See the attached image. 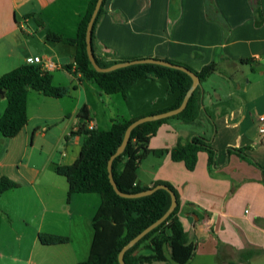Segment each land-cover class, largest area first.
I'll list each match as a JSON object with an SVG mask.
<instances>
[{
    "label": "crops",
    "instance_id": "crops-1",
    "mask_svg": "<svg viewBox=\"0 0 264 264\" xmlns=\"http://www.w3.org/2000/svg\"><path fill=\"white\" fill-rule=\"evenodd\" d=\"M90 1L0 0V77L39 56L56 63L57 67L50 70L53 83L71 86L75 99L71 119L65 117L70 113L62 110L55 115L42 111V105L53 108L59 102L41 92L32 95L40 104L31 111L29 88L27 124L13 137L0 132V178L6 176L18 183L0 194V246L14 249L26 245L29 231L32 246L27 259L8 251L0 264H43L47 259L34 253L47 246L38 237L44 230L43 212L29 215L27 202L21 200L24 193L18 189L29 184L45 189L50 178L48 185L54 187L55 182V189L68 191L65 177L66 188L58 185L63 180L56 167L73 163L85 139V135L71 133L81 122L72 112L78 114L86 104L89 126L109 129L114 121L146 116L178 100L179 92L170 93L166 79L145 77L128 89L126 97L121 94L128 105L124 112H106L113 102L111 95L117 93H105L93 79L76 72L75 44L47 37V31L53 30L75 38ZM257 8L263 17L260 24ZM93 49L102 62L154 57L179 61L195 70L212 62L218 64L217 70L202 81L197 120L187 123L170 118L149 140L151 149H171L179 141L203 136L216 150L215 163L209 164V154L204 150L198 152L193 170L183 161L172 160L170 153H150L140 163L136 182L153 187L165 181L176 189L178 215L195 248L187 264H264V174L259 166H264V134L258 121L264 112V0H106L95 27ZM68 64L71 69H67ZM57 76L67 84L55 81ZM6 106L7 99L1 97L0 116ZM42 117L50 122L40 129L38 120ZM195 123L207 124L208 129L195 128ZM50 134L52 139H48ZM54 137V145L61 150L52 153ZM228 148H242L259 165L243 153L228 152ZM46 164L56 176L46 172ZM67 197L71 203V237L62 244L80 245L82 257L75 261L77 264L89 256L93 231L88 226L102 196L67 192ZM60 212L66 217L61 209L55 210V224H59ZM1 213L9 215V222ZM45 232L67 234L51 228ZM142 253L151 251L144 248ZM145 264L177 263L167 255L166 260Z\"/></svg>",
    "mask_w": 264,
    "mask_h": 264
},
{
    "label": "trees",
    "instance_id": "trees-1",
    "mask_svg": "<svg viewBox=\"0 0 264 264\" xmlns=\"http://www.w3.org/2000/svg\"><path fill=\"white\" fill-rule=\"evenodd\" d=\"M96 1L89 2L75 38L65 37L53 30L47 31V37L53 41L75 44L76 72L93 79L105 93H121L126 97L128 89L139 79L161 78L168 81V91L170 93L179 92V97L172 106L149 114L178 107L192 84L191 76L182 70L152 63L133 64L108 72H100L94 68L87 55L85 35ZM105 1L103 0L93 25L92 47L95 27L104 13ZM257 15V23L260 24L263 21L260 8H257ZM95 58L97 63L103 67L118 62H102L96 56ZM132 59L135 58L125 60ZM168 61L183 65L193 71L199 76L200 85L196 87L186 107L180 113L158 120L146 121L132 130L124 151L116 156L112 163L114 180L118 188L126 193H136L150 188L136 182L140 163L150 153L158 155L170 153L172 160L183 161L189 170H193L197 163L198 152L204 150L209 154V164L215 163L216 150L203 136L194 135L185 143L179 141L171 149L149 148L150 138L168 119L179 118L187 123L197 120L202 105V81L213 74L218 66L216 62H212L201 70H195L185 63ZM66 67L71 69L72 65L68 64ZM29 88L56 98L63 97L70 92L69 86L54 84L50 71L44 70L36 63H25L3 74L0 77V98L7 99V106L0 116V132L4 137L17 135L27 124V91ZM77 116L81 121L80 125L71 133L85 135L80 153L73 163L57 166L56 172L67 179L69 195L71 193H98L102 196V203L92 219L93 238L89 256L77 264H121L119 261L121 249L166 212L171 204V195L168 190L159 188L153 193L141 197H122L116 193L110 182L108 161L122 143L129 124L139 117L114 121L109 129H98L89 126L91 116L88 105L84 104ZM233 151L239 154L243 153V157L251 160L244 154L242 148H228V152ZM252 162L259 165L256 161ZM259 166L264 174V166ZM157 184H165L175 192L177 206L162 223L125 252L124 261L126 264L162 261L167 259V255L177 264H187L194 255V244L189 242L188 233L178 215L179 201L176 189L165 181H158L154 186ZM17 186L18 183L9 177L0 178V194ZM38 237L44 245L69 242L68 236L55 233L40 232ZM144 248L149 249L151 253L148 255L142 253Z\"/></svg>",
    "mask_w": 264,
    "mask_h": 264
},
{
    "label": "rangeland",
    "instance_id": "rangeland-1",
    "mask_svg": "<svg viewBox=\"0 0 264 264\" xmlns=\"http://www.w3.org/2000/svg\"><path fill=\"white\" fill-rule=\"evenodd\" d=\"M61 74V73H59ZM55 81L61 83V84H67V82L65 81V79H62L60 77H56ZM97 86V85H96ZM70 87V92L69 94L63 96V97H59V98H53L51 100H55V102H59L58 106H54L53 108L51 106H47V105H42V111H46L49 112L47 114H51V115H55L56 113H59L60 110L64 111V112H68L70 114H67L65 117L70 118L71 119V107H73L75 99L73 97H71V86ZM39 91L31 89V92L29 94V106H30V110H36V108L39 106L40 101L38 100V98H34L32 95L33 94H39ZM42 96V95H41ZM43 96H46L43 94ZM111 97L113 98V102H111L108 105V108L106 110V112H109V109L113 110L116 113H120V110L122 112H124V109L128 108L127 103L123 100V98L121 97V93H117V94H113L111 95ZM49 98V97H47ZM117 98V99H116ZM58 100V101H57ZM77 114L75 112H72V117H75ZM50 120H46L44 117L40 118L38 120V124L40 125V129L45 126L47 123H49ZM59 122V121H58ZM198 125L197 127L195 125ZM48 125V124H47ZM195 125H193V127L198 128V129H208L207 128V124L205 127H203L202 124H198L195 123ZM59 126H61L59 124ZM58 127V126H57ZM56 127L55 129H53V131H56ZM48 139H52L51 134L49 135ZM55 142V137L52 140V145H53V149L52 153H54V151L58 150L57 146L54 145ZM48 144H46L45 146H47ZM61 148L58 150L60 151ZM38 161H40V157L38 155H34ZM37 161V163H38ZM32 163H36V161L31 160ZM46 172L49 170L50 173L52 174V176H56L55 172L53 171V169L50 167L49 164H46L45 166ZM59 176V175H57ZM62 176V175H61ZM49 178V177H48ZM60 178V176H59ZM63 181L59 182V186L63 184L64 189L66 188V183H65V179L64 176L61 177ZM49 182H51V179L49 178ZM49 182L46 184V188H39L35 185H23L22 188L18 189L21 192L24 193V196L22 197V202L26 201L27 202V208H28V212L29 215L32 212H43L45 221L43 224V232L46 231V229H58L60 231H63L64 233H67L65 235L71 237V203L68 202V197H67V192L66 190H61V189H55V187L57 186V184L54 182V187H51V185H48ZM63 182V183H62ZM48 189H52V191H48ZM49 194L51 196H49ZM76 196H81V195H76ZM61 209L64 214L66 215V217H64V215L62 214V212H60L59 216H58V220H59V224H55L54 221L55 216L54 211ZM4 214V215H3ZM1 216L5 219V221L9 222L10 218L8 214L5 213H1ZM54 227V228H53ZM89 230L93 231V226L91 225L90 227L88 226ZM7 230L4 231V234H6ZM54 233V232H53ZM29 241H27L26 245H23L22 247L18 248V247H14L11 248L10 246H0V252L2 253L0 255V260L3 259V257L5 256V253L8 254V251H12L14 256L15 255H20L22 258H28L30 251H31V231H29ZM41 244V243H39ZM41 246V245H39ZM56 245H47L42 247L44 250H40L38 249L36 252V254L38 255H45V257L47 258L46 261L43 264H76L75 261H77V259L81 258V254L80 252H78L80 245L79 244H62L60 245V247H55ZM74 252V253H73ZM90 253V252H89ZM87 257V256H86ZM48 261V262H47Z\"/></svg>",
    "mask_w": 264,
    "mask_h": 264
},
{
    "label": "water",
    "instance_id": "water-1",
    "mask_svg": "<svg viewBox=\"0 0 264 264\" xmlns=\"http://www.w3.org/2000/svg\"><path fill=\"white\" fill-rule=\"evenodd\" d=\"M102 2H103V0H97L96 1L94 10H93L92 15H91V17L88 21V24H87L86 35H85L86 50H87L88 58L97 71L108 72V71H111V70H114V69H117L120 67H126V66L133 65V64L152 63V64H159V65H163V66L172 67V68L182 70V71L186 72L187 74H189L192 78V84H191L190 88L187 90L181 104L178 107L167 110V111L142 116V117H139V118L135 119L134 121H132L125 131V135H124V138L122 140V143L117 148L115 153L111 155V157L108 161L109 179H110V182H111L114 190L116 191V193L118 195H120L122 197H128V198L141 197L144 195L151 194L159 188H163V189L168 190L170 192V195H171V204H170L169 208L166 210V212L160 218H158L155 222H153L152 224L147 226L144 230H142L139 234H137L134 238H132L121 249V251L119 253V261L121 264H126L124 261L125 252L128 249H130L134 244H136L140 239H142L148 232H150L152 229H154L156 226H158L160 223H162L174 211L178 202H177L175 192L173 190H171L165 184H157L153 187H150L148 189H145V190H142V191L136 192V193H126V192L121 191L118 188V186L114 180V177H113V172H112L113 160L116 156L120 155L124 151L128 141H129L131 132L136 126H138L139 124L144 123L146 121L158 120V119L170 117V116H173V115L180 113L186 107L188 100H189L190 96L193 94L196 87L200 85V78L197 74H195L193 71H191L190 69H188L187 67H185L183 65L175 64L171 61L160 59V58H154V57L135 58L132 60L118 61V62H116L112 65L106 66V67L100 66L96 61L95 54H94L93 47H92V32H93V25H94L95 19L97 17L98 11L102 5Z\"/></svg>",
    "mask_w": 264,
    "mask_h": 264
},
{
    "label": "built area",
    "instance_id": "built-area-1",
    "mask_svg": "<svg viewBox=\"0 0 264 264\" xmlns=\"http://www.w3.org/2000/svg\"><path fill=\"white\" fill-rule=\"evenodd\" d=\"M30 62L39 64L44 70H47V71L53 70L57 67L56 63H54L53 61L51 60L44 61L39 56L30 58ZM74 65L77 66L76 62L74 63ZM258 121H259V131L262 134H264V112L258 116Z\"/></svg>",
    "mask_w": 264,
    "mask_h": 264
}]
</instances>
